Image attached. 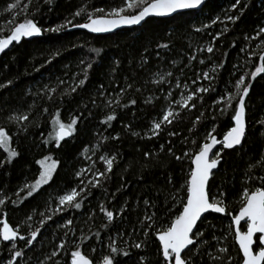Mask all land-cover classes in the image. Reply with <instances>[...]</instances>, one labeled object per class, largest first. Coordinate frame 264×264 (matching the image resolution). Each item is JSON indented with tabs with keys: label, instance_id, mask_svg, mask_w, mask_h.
<instances>
[{
	"label": "trees",
	"instance_id": "1",
	"mask_svg": "<svg viewBox=\"0 0 264 264\" xmlns=\"http://www.w3.org/2000/svg\"><path fill=\"white\" fill-rule=\"evenodd\" d=\"M233 2L208 0L199 11L181 13L168 19H149L140 27L124 29L109 36H95L71 25L60 31L47 29L72 19L71 14L81 6L89 11L92 7L108 10L123 7V0H52L51 4L44 3V0H31L30 4L28 0H20L15 8L9 6L17 4V0H0V36L9 34L11 28L26 16L34 18L42 28L41 34L23 38L19 44L14 42L4 53H0V84L7 85V81H13L0 88V127L9 131L12 136L10 147L19 153L11 164L0 167V198L8 197L5 205L0 206V221L7 220L26 237L30 231L41 228V234L31 249L25 248L23 241H16L17 250L25 252L19 258V264H40L41 261L44 264H66L77 244L95 264L109 252L110 235L116 238V246L121 249L145 240L142 230L133 231L140 228L139 221L145 212L157 213L154 228L167 226L178 213L180 206L171 200V195L187 179L192 165L187 157L176 160L167 148L172 147L175 155L181 156L184 151L194 152L205 142L204 137L213 126L216 129L213 135L222 139L233 124L230 118L233 113L229 110L228 115H221L218 111L221 105L214 101L219 94L234 92L235 81L240 75L254 71L260 63V53L264 52L261 45L264 36H255L258 27L264 26V0H242L231 14L240 15L239 8H243L245 3L248 7L235 23L224 19V13ZM25 5H28L27 12L24 11ZM216 17H220L223 23L212 24ZM84 22L86 16L73 20V24ZM205 24L209 27L203 28ZM197 28L202 30L196 32ZM217 33H222L218 39L215 38ZM163 43H168L169 47H157ZM208 46L213 47L212 53L206 51ZM92 49L100 50L99 54L93 53ZM193 55L196 59L190 61ZM142 57L148 60L143 66ZM81 60L91 62L93 67L88 72L86 84L71 92L78 79L83 78L85 64H81ZM201 60L204 63H200ZM168 72L173 73L172 77L165 76V81L160 84L153 82ZM203 72H209L213 79H203ZM198 73L201 79L192 84ZM177 79L181 82L180 89L175 87ZM250 79L246 75V83ZM128 83H132L133 88L120 93V88ZM184 83L188 84V89L183 88ZM251 83L245 99L247 133L243 147L224 149L222 160L209 180L210 194L218 195L220 191L226 194L223 198L226 212L224 215L209 213L197 224L204 232L203 239L213 246V252L221 246L228 248L227 255L234 257L231 264H240L241 254L228 213L233 216L238 213L245 187L252 189L258 186L257 181L245 183V173L249 164L258 160L264 152V126L257 123L264 120V73ZM200 86L215 88V91L202 93L203 100L196 101L195 109L181 110L180 118L165 126L159 137L148 139L145 136L152 120L160 119L162 111L172 100L179 99L181 92L186 94ZM136 88L141 91L137 92ZM169 90L173 92L170 97L167 96ZM150 96L153 97L152 102L145 103ZM117 98L119 106L115 102ZM130 99H136L137 103L130 105ZM109 101L112 102L111 107L108 106ZM113 110L117 119L111 122V126L102 124L101 120ZM57 112L64 123L70 122L74 116L80 117L74 135L61 141L59 147H56L54 139H49ZM201 112L204 113L202 122L189 132L195 117ZM20 113L29 116L23 126L8 120L10 115ZM125 124L140 135H131L124 128ZM169 131L178 135L169 137ZM117 133L120 135L118 140L109 138L104 141L100 135L111 137ZM46 139L49 140L47 144L44 143ZM193 139L196 145L192 144ZM161 144L165 145L164 151H160ZM146 151L153 155L145 158ZM114 153H119V156L104 188H92L87 194L81 193L77 198L81 202L80 209L68 207L57 212L59 196L73 188L79 191L81 187H87V181L92 179L90 171H85L81 177H77L76 173L89 167L103 170L99 157ZM46 155L59 161L52 181L22 203L13 204L12 200H17V191L23 189L26 182L32 183L38 177L40 166L36 161ZM6 156V151L0 148V159ZM262 174L264 170L261 168L248 172V175ZM170 176L172 183L168 182ZM81 179L85 181L84 185L80 184ZM121 184L125 187L117 191ZM26 191H21L20 196L26 197ZM114 192L116 196L113 199ZM180 195L184 196V192L181 191ZM145 198L154 202L156 207H146L143 204ZM125 201L128 211L124 216L117 218L108 228L101 227L107 221L99 210L100 203L104 202L109 210L118 211ZM29 216L32 219L29 220ZM47 216H52V220H46ZM41 219L46 220L43 227ZM68 219L73 221L71 225L65 223ZM240 227L246 230L245 223ZM120 231L125 233L122 238L117 235ZM96 232L100 233L99 239L94 235ZM129 232H132L131 236L127 235ZM65 233L68 235L65 236ZM61 242L65 247L52 260H47L46 257L56 251ZM10 248L11 242L0 241V264H6L10 258ZM159 250L157 237L150 230L146 247H132L128 257L119 256L117 259L119 264H138L143 256L146 264H160ZM207 250V247L202 248V254ZM224 259L226 261L227 256ZM195 264H211V261L206 255L203 259L198 256Z\"/></svg>",
	"mask_w": 264,
	"mask_h": 264
},
{
	"label": "snow or ice",
	"instance_id": "2",
	"mask_svg": "<svg viewBox=\"0 0 264 264\" xmlns=\"http://www.w3.org/2000/svg\"><path fill=\"white\" fill-rule=\"evenodd\" d=\"M242 0H234L230 5V9L224 13V19L226 21L235 23L240 15L243 14L244 9L248 7L245 3L243 8H239L240 15H232V10H237L238 6L241 5ZM20 3L17 0V4L10 5V8H15ZM31 3V0H28ZM44 3L51 4L52 0H44ZM205 0H123V7H111L106 10L104 7H92L91 11L88 8L81 6L72 15V19H66L64 24L58 25L55 28L47 29L48 31H60L62 28L71 25L73 27H79L87 29L92 33H104L110 32L117 29L123 25H137L144 21L150 16H167L171 15L178 10H190L197 9L204 5ZM126 9L132 10L126 13ZM138 9V11H137ZM24 11H28V5L24 6ZM86 16V22L73 24V20L77 17ZM220 21V17H216L211 21L212 24H216ZM223 23V21H220ZM11 23V21L9 22ZM209 25H203V28H207ZM202 29L197 28L196 32H200ZM225 31L227 30V25H225ZM42 32V28L38 26V23L34 18H28L27 16L22 20V22L16 23L14 27L11 28L10 33L7 35L0 36V53H4L9 46L13 45L15 42L19 44L23 38L32 37L34 35H39ZM222 33H217L215 38H219ZM256 38L264 36V26L258 27ZM251 39L249 37H246ZM261 45L264 46V40H261ZM159 48H168V43L158 44ZM93 53L99 54L98 49H92ZM206 51L208 53L213 52V47L208 46ZM244 51V49H241ZM159 55V53H157ZM196 57L193 55L190 57L191 60H195ZM259 64L255 67V70L251 73L245 75H240L235 81L234 89L235 91H228L225 94H219L218 99L214 101L217 105H221L218 111L221 115H228L229 110L233 113L231 115V121L234 123L223 135L222 139H217L213 133L216 131L213 126L210 131L207 132L204 137L203 143L198 146V149L194 152L184 151L183 155H175L172 147L167 148V152L170 155L175 156L176 160H182L185 157L191 160L192 167L188 173L187 179L183 184L176 189L175 193L171 195V200L180 206L178 213L174 214L173 218L167 224V226L162 228H154L156 223L157 213L155 211L151 214L145 212L143 219L139 221L140 228L133 229V231L142 230L145 240L132 244L128 248L121 249L116 246V238L114 236L108 237V249L109 252L103 255L102 261H95V264H119L117 257L124 256L128 257L130 255V248L142 249L147 245V237L149 236V231H154L160 245V264H195L196 257L207 256L211 264H231L234 257L227 255L228 248L226 246H221L215 248L213 252V246L209 244L208 241L204 240V232L197 226V222L201 220L205 213L213 212L223 214L226 212L227 206L224 201L225 193L220 191L217 194H210L209 180L213 174V169H217L218 165L222 160L221 153L224 149H235L238 146L243 147V141L246 139L247 133V123L245 119L246 115V103L245 98L249 95L250 88L252 87V80H255L257 76L264 73V52H261L259 57ZM147 57H142L141 66L147 64ZM81 64H85L83 71V78L78 79V83L75 87L71 88V92H76L77 88L83 87L88 80V72L93 67L91 62H86L85 60L80 61ZM118 63V62H117ZM200 63H204L203 60ZM173 73L168 72L166 74H161L158 81H153L154 83L160 84L165 81V76L172 77ZM246 75L250 76V80L246 83ZM203 79L211 81L213 77L210 76L209 72L202 73ZM201 79V74H196V79L192 80V84H196L198 80ZM13 81H7V85L12 84ZM61 84L64 81H60ZM6 84H0V88H5ZM47 87V86H45ZM175 87L177 89L181 88V82L179 79L176 80ZM103 88V85H101ZM133 88L132 83H128L126 86L120 88V93H125L129 89ZM184 89H188V84H183ZM137 92L141 91L140 88L135 89ZM215 91V88L200 86L194 90L188 91L186 94L181 92L179 99L172 100L169 105L162 111L160 119H154L151 122V126L145 136L148 139L154 137H159L165 126L172 125L174 121L178 120L181 116V110L187 109L191 111L197 107L196 101H202V93H208L209 91ZM55 91V89H51ZM120 93L117 94L119 97ZM103 95V92L101 93ZM173 92L168 91L167 96H172ZM153 97H148L145 103H151ZM119 106V99L115 101ZM95 103V101H93ZM111 101H109L108 106L111 107ZM130 105H135L137 103L136 99H130L128 102ZM128 105H124L127 107ZM47 112V108L44 109ZM204 113L201 112L200 115L196 116L192 128L189 132L193 131L198 123L202 122ZM80 117L74 116L71 118L70 122L64 123L59 119V112H57L56 117L53 120L54 128L53 131L49 133V139H54L56 147L60 146L61 141L67 137H71L76 132V126L78 124ZM117 116L113 110L112 114L106 116L105 119L101 120L102 124H107L111 126V122L116 120ZM213 120L216 119L215 115L212 117ZM9 121H15L23 126V122L29 120V116L24 113L10 115L8 117ZM258 124L264 126V120L257 122ZM124 128L128 130L131 135L139 136L140 133L133 131L130 125L125 124ZM264 134V133H262ZM43 135V134H42ZM102 140L106 141L109 138L113 140L120 139L119 133L115 136H104L100 134ZM177 132L169 131L168 136H176ZM187 140V138H185ZM12 142V136L5 127H0V148L4 149L7 153L5 159H0V167L5 164H11L14 158L19 156L18 151L15 148L10 147ZM49 142L48 139L44 141L45 144ZM171 144V141H168ZM192 144L196 145V140H192ZM222 145V148L213 152L216 145ZM165 145H160V151H164ZM95 151L94 149H89ZM211 153V156H210ZM151 152H144L145 158L152 156ZM119 153H114L111 156L101 155L99 157L100 161L103 162L104 169H94L89 167L88 169H81V171L76 173L77 177H81L85 171L92 172V179L87 181V187H81L79 191L73 188L71 191L64 195L59 196V205L56 209L57 212L65 211L68 207H73L75 209L81 208V202L77 199L81 193H89L92 188H104L105 182L110 179V173L113 171L114 165L117 163V157ZM90 159V158H89ZM37 164L40 165V171L38 177L32 183H25L23 189L17 191V200H12L13 204L22 203L27 197L33 196L34 193L38 192L44 185H48L57 170L59 161L52 159L51 156H44L43 159L37 160ZM256 168H261L264 170V152H262L260 158L254 163L249 164L248 171L245 173V183L250 181H257L258 186L249 189L245 187L242 190L240 197L241 206L239 207L238 213L232 215L231 212L228 213L231 216V222L234 224V239L239 246V252L242 253L240 256V264H264V174L262 175H248V172H252ZM169 183H172V177H169ZM80 184L84 185L85 181L80 180ZM125 185L121 184L120 191ZM26 191V197H21L20 192ZM106 191V189H105ZM181 191L184 192V196H181ZM116 193H112V198L114 199ZM6 199L8 197L5 195L0 198V206L5 205ZM143 204L146 207L155 208L156 204L145 198ZM100 212L104 213L107 223L103 224L101 227L108 228L113 225L117 218H122L124 214L128 211V203L124 202L123 205L119 207L118 211L109 210L108 207L101 202L99 205ZM169 212L172 211L171 208L168 209ZM28 219H32L31 216ZM46 220H52V216H47ZM45 219L40 220V225L43 227L46 223ZM244 221L246 224V230H241V222ZM67 225H71L73 221L71 219L66 220ZM2 227H0V241L11 242L10 258L7 259L6 264H19V258L25 255L23 250H17L16 241H23L24 247L31 249L33 242L38 239L41 234V228L38 227L33 231H30L26 237L21 233V231L9 224L7 220L0 221ZM63 225H61L62 227ZM68 234L65 233V236ZM97 239L100 237V233H94ZM119 237L125 235L124 232L120 231L117 233ZM131 236L132 232L127 233ZM213 239L217 237L213 236ZM83 243V240H81ZM127 243V242H125ZM57 250L53 251L50 256L46 257L47 260H52L58 255V251L65 247V244L61 242L57 246ZM207 247V251L202 254V248ZM93 252L96 251L95 248L92 249ZM191 253V255H189ZM227 256L225 261L224 257ZM40 264H44L43 261ZM59 264V262H56ZM66 264H94L92 258L85 254L80 245L77 244L75 250L70 252V260ZM138 264H146L145 258L141 256L139 258Z\"/></svg>",
	"mask_w": 264,
	"mask_h": 264
},
{
	"label": "water",
	"instance_id": "3",
	"mask_svg": "<svg viewBox=\"0 0 264 264\" xmlns=\"http://www.w3.org/2000/svg\"><path fill=\"white\" fill-rule=\"evenodd\" d=\"M208 0H205V3L207 2ZM205 3H204V5H205ZM204 5H202L201 7H199V8H197V9H190V10H178L177 12H175V13H173V14H171V15H167V16H155V15H153V16H150V17H148V18H146L144 21H142L140 24H137V25H123V26H121V27H119V28H117V29H114L113 31H110V32H104V33H92V32H90L89 30H87V29H83V28H79V27H76L77 29H79V30H82V31H84V32H86V33H88V34H91V35H95V36H109V35H111V34H113V33H117V32H119V31H121V30H124V29H131V28H135V27H140L143 23H145L147 20H149V19H168V18H171V17H173V16H175V15H178V14H181V13H186V12H194V11H199V10H201L203 7H204ZM246 99V98H245ZM234 123V122H233ZM69 137H67V138H65L64 140H66V139H68ZM220 146H222V145H220V144H218V145H216L215 146V148L213 149V152L214 151H216V150H218V148L220 147ZM210 156H211V153H210ZM218 168V167H217ZM217 169H213L212 171L213 172H215ZM211 178V177H210ZM209 213H213V212H209ZM209 213H205L204 214V216L205 215H207V214H209ZM213 214H217V215H224V213L223 214H219V213H213ZM204 216H202V218L204 217ZM201 218V219H202ZM199 222V221H198ZM198 222H197V224H198ZM242 223H244V221H242L241 222V224ZM235 225L233 224V228H234V230H235ZM158 240V239H157ZM159 242V241H158ZM235 243H236V241H235ZM236 245H237V247H238V249H239V246H238V244L236 243ZM241 255H242V253H240Z\"/></svg>",
	"mask_w": 264,
	"mask_h": 264
},
{
	"label": "rangeland",
	"instance_id": "4",
	"mask_svg": "<svg viewBox=\"0 0 264 264\" xmlns=\"http://www.w3.org/2000/svg\"><path fill=\"white\" fill-rule=\"evenodd\" d=\"M131 10L126 9V13L130 12ZM40 166V165H39Z\"/></svg>",
	"mask_w": 264,
	"mask_h": 264
},
{
	"label": "flooded vegetation",
	"instance_id": "5",
	"mask_svg": "<svg viewBox=\"0 0 264 264\" xmlns=\"http://www.w3.org/2000/svg\"><path fill=\"white\" fill-rule=\"evenodd\" d=\"M245 223V222H244Z\"/></svg>",
	"mask_w": 264,
	"mask_h": 264
}]
</instances>
